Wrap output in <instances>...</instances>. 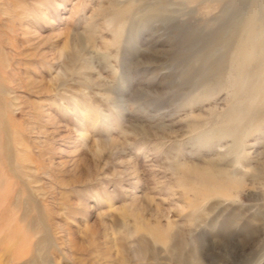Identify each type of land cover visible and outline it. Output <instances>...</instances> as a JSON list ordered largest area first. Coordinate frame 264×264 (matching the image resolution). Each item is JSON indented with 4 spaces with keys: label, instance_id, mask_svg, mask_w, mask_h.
<instances>
[{
    "label": "rangeland",
    "instance_id": "1",
    "mask_svg": "<svg viewBox=\"0 0 264 264\" xmlns=\"http://www.w3.org/2000/svg\"><path fill=\"white\" fill-rule=\"evenodd\" d=\"M250 3L0 0V264H264Z\"/></svg>",
    "mask_w": 264,
    "mask_h": 264
},
{
    "label": "bare ground",
    "instance_id": "2",
    "mask_svg": "<svg viewBox=\"0 0 264 264\" xmlns=\"http://www.w3.org/2000/svg\"><path fill=\"white\" fill-rule=\"evenodd\" d=\"M250 2H251L250 4H252V9L244 15L242 21L239 24L234 23L235 25L229 27L230 29L228 30V36L226 37L228 40H232L234 39V37L236 38V35L240 37V41H241L240 47L242 49H240L241 52H239L238 56L236 57L237 61L243 65L246 72L253 70V72H255V76L260 78L258 87L261 89V96L263 100L264 99V0H250ZM239 12L240 11H238V13ZM252 66L254 67L253 69L250 70V67L252 68ZM255 101L256 100L253 99L251 104L252 105H255L254 103L257 104V102Z\"/></svg>",
    "mask_w": 264,
    "mask_h": 264
}]
</instances>
